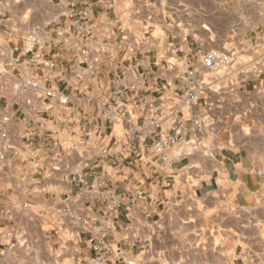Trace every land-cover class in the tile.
<instances>
[{
    "label": "crops",
    "instance_id": "0c3cea01",
    "mask_svg": "<svg viewBox=\"0 0 264 264\" xmlns=\"http://www.w3.org/2000/svg\"><path fill=\"white\" fill-rule=\"evenodd\" d=\"M231 1L0 0V264H264V70L201 65L261 43Z\"/></svg>",
    "mask_w": 264,
    "mask_h": 264
},
{
    "label": "built area",
    "instance_id": "2783aa9c",
    "mask_svg": "<svg viewBox=\"0 0 264 264\" xmlns=\"http://www.w3.org/2000/svg\"><path fill=\"white\" fill-rule=\"evenodd\" d=\"M264 2V1H263ZM87 10H83L80 13V16L82 19H85L87 17ZM262 44H264V37L262 38ZM243 53V52H242ZM237 52L234 50L233 47L226 45L221 50H209L206 53L203 54L201 65L203 69L207 72L214 71L216 69L221 68H227L232 67L234 64V58ZM258 61L255 66H259L264 70V62L261 63L262 60H264V53L257 58ZM256 59V60H257ZM245 70L248 67L247 63H241ZM196 72L195 70H190L186 73L185 79L187 81V88L186 92L183 96V104L184 106L190 107L194 104H196L203 96L205 89H204V82L203 80H200L196 78ZM37 87V83L34 79H28V80H22L20 82L19 90L21 92H27L29 90H33ZM44 95L46 98L49 99H57L60 103L64 104L66 103V98L59 97L54 91L47 90L44 92ZM16 105H19L17 101H15ZM26 104H29L27 101ZM177 112H179V108L175 107L170 111V115H174ZM10 120L9 117H5L3 119L4 122H8ZM156 125H158L156 123ZM6 135L5 133L1 134V138L5 139ZM178 142V138L176 136L171 135H159L158 140L154 143V149L157 153L163 154L169 147L176 144ZM7 150V146L5 144L0 145V160H4V154ZM75 220L79 223H81L83 226H87V221L83 220L81 216L76 217ZM98 261H101V258H98Z\"/></svg>",
    "mask_w": 264,
    "mask_h": 264
},
{
    "label": "rangeland",
    "instance_id": "374dc122",
    "mask_svg": "<svg viewBox=\"0 0 264 264\" xmlns=\"http://www.w3.org/2000/svg\"><path fill=\"white\" fill-rule=\"evenodd\" d=\"M237 1H238V6L234 9V11L236 12V11L242 10V14L240 15V18H241L240 20H243L244 28L245 29L253 28L254 27L253 23L247 21V10L248 11L259 10V11L264 13V2H260L258 0H233V1H231L232 5H235ZM226 11L227 12H233L232 9H227ZM261 29L263 32L264 27H261ZM232 34L234 35L233 32H232ZM259 42L260 41H257L256 46L254 44V41H252L251 44L249 43V45L246 44L247 46L244 47L243 53H242L244 56L238 58L237 54L234 55L235 58H234V64L232 65V68L235 69L240 62L241 63H247V64L249 62L248 67L244 70V74L246 77L247 76L253 77L255 75H258L261 71H263L262 68H260L259 66H255L258 59L256 60L253 58V54L260 52V50H261V55L264 53V44H261L262 43V41H261V43L259 45ZM228 46H231L234 48V50H236L235 49L236 48V41L230 42L227 45V47ZM263 62H264V60L261 61V63H263ZM244 132L248 133V129H245ZM206 243H208V239L203 237L199 241V246H204ZM216 243H219V241L216 240Z\"/></svg>",
    "mask_w": 264,
    "mask_h": 264
}]
</instances>
